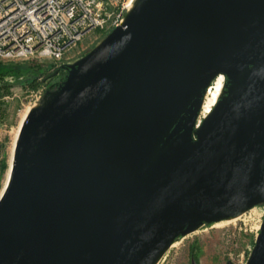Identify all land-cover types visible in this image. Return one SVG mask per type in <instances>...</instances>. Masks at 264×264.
Masks as SVG:
<instances>
[{
	"label": "water",
	"instance_id": "water-1",
	"mask_svg": "<svg viewBox=\"0 0 264 264\" xmlns=\"http://www.w3.org/2000/svg\"><path fill=\"white\" fill-rule=\"evenodd\" d=\"M71 73L18 130L0 264H153L264 206V0H137ZM246 264H264V215Z\"/></svg>",
	"mask_w": 264,
	"mask_h": 264
},
{
	"label": "rangeland",
	"instance_id": "rangeland-1",
	"mask_svg": "<svg viewBox=\"0 0 264 264\" xmlns=\"http://www.w3.org/2000/svg\"><path fill=\"white\" fill-rule=\"evenodd\" d=\"M110 31L112 30H93L87 33L57 62L50 60L41 61L38 59L0 60L1 65H6V68L10 69L2 80V83L9 85L6 88L2 87L0 89V161L4 160L6 163L5 170L0 171V192L5 184L9 169V157L14 134L24 109L26 107H34L37 101L49 99V95L57 91L56 87L50 85L53 82V77L49 78L45 83L40 82L37 87L39 89L37 91H40V93L36 95H32L34 93L30 94L29 91L22 89V86L17 81L23 79L26 74H32V71H28V65L40 64L47 66L51 63L50 69L52 70H59L61 67L63 71V74H61L63 84L67 77L69 79L73 77V73L69 74V71H72V67H77L91 51L105 40ZM42 69L43 67H40L38 71ZM220 78L223 79V84L218 87L216 83ZM226 80L225 75L222 77L218 75L206 88L204 92L205 96L201 100V106L198 111L197 124L211 112L220 99L226 96ZM5 95L10 97L8 102H4L1 99ZM252 209L257 215H262L261 222L255 223L245 220L246 225L244 226L241 219H247V214L244 216L245 213L243 212L239 219L230 223L217 224V221L203 224L192 232L187 233V235H179L175 238L178 241L177 245L169 249L158 264H189L190 261L193 264H227L229 261L231 264H246L256 238L254 229L258 223H262L264 215L263 205H257ZM191 252L195 254L196 261L191 257Z\"/></svg>",
	"mask_w": 264,
	"mask_h": 264
},
{
	"label": "built area",
	"instance_id": "built-area-1",
	"mask_svg": "<svg viewBox=\"0 0 264 264\" xmlns=\"http://www.w3.org/2000/svg\"><path fill=\"white\" fill-rule=\"evenodd\" d=\"M136 1L0 0V60L57 62L87 33L122 25ZM21 88L27 91V87ZM37 90L28 91L36 95L40 93ZM1 99L8 102L10 97L5 95ZM244 213L247 214V219H241L244 226L245 220L261 222L262 215L252 208ZM260 225L254 229L256 235Z\"/></svg>",
	"mask_w": 264,
	"mask_h": 264
},
{
	"label": "trees",
	"instance_id": "trees-1",
	"mask_svg": "<svg viewBox=\"0 0 264 264\" xmlns=\"http://www.w3.org/2000/svg\"><path fill=\"white\" fill-rule=\"evenodd\" d=\"M52 66L51 63H49L47 66H42V65H28V71H32V74H26L24 75L23 79H20L18 84H20L23 87H29L31 89H37L39 86L40 82H47L49 78L53 77V82L50 83V85H53L54 87L59 88V86L62 84V75L63 71L61 70V67L59 70H52L50 69ZM7 66L1 65L0 64V89L2 87L6 88L9 84L2 83L3 77L5 76L6 72L10 69L6 68ZM40 67H43L41 71H38ZM7 69V70H5ZM44 71V72H43ZM58 71V72H57ZM31 73V72H30ZM6 168V163L4 160L0 161V171H4ZM191 257L195 259L196 261V256L193 252H191Z\"/></svg>",
	"mask_w": 264,
	"mask_h": 264
},
{
	"label": "bare ground",
	"instance_id": "bare-ground-1",
	"mask_svg": "<svg viewBox=\"0 0 264 264\" xmlns=\"http://www.w3.org/2000/svg\"><path fill=\"white\" fill-rule=\"evenodd\" d=\"M220 77H222L223 76V74L222 73H219L218 74ZM217 75V76H218ZM216 76V77H217ZM215 77V78H216ZM214 78V79H215ZM221 84H223V79L222 78H220V79H218L217 80V83H216V85L218 86V87H220L221 86ZM205 96V93H204V95H203V97ZM39 98H41V97H39ZM41 100V99H40ZM47 103V101L45 100V99H43L42 101H37V104L34 106V107H32V108H30V107H26L25 109H24V111H23V113H22V115H21V118H20V121H19V124H18V126H17V130H16V132H15V134H14V138H13V142H12V147H11V151H10V157H9V166H10V164H11V159H12V154H13V148H14V144H15V140H16V137H17V134H18V130H19V128H20V125L22 124V122H23V120H24V118L26 117V115H27V113L30 111V110H32V109H34V108H37V107H41V106H44L45 104ZM8 174H9V169H8V172H7V175H6V180H5V184H6V181H7V178H8ZM5 184H4V186H5ZM3 186V187H4ZM3 189V188H2ZM2 191V190H1ZM1 193V192H0ZM243 212L244 211H240V212H238V213H236V214H234V215H232V216H230V217H228V218H225V219H223V220H220V221H218L217 222V224H226V223H230V222H233V221H235V220H237V219H239L240 217H241V215L243 214ZM187 235V234H186ZM177 243H178V241L177 240H173L159 255H158V257L155 259V261L153 262V264H158V262L161 260V258H164L163 257V255L169 250V249H171V248H173V247H175L176 245H177Z\"/></svg>",
	"mask_w": 264,
	"mask_h": 264
},
{
	"label": "flooded vegetation",
	"instance_id": "flooded-vegetation-1",
	"mask_svg": "<svg viewBox=\"0 0 264 264\" xmlns=\"http://www.w3.org/2000/svg\"><path fill=\"white\" fill-rule=\"evenodd\" d=\"M189 264H193L191 261H190V263Z\"/></svg>",
	"mask_w": 264,
	"mask_h": 264
},
{
	"label": "crops",
	"instance_id": "crops-1",
	"mask_svg": "<svg viewBox=\"0 0 264 264\" xmlns=\"http://www.w3.org/2000/svg\"><path fill=\"white\" fill-rule=\"evenodd\" d=\"M28 89H30V88H27V91H28ZM26 91V90H25Z\"/></svg>",
	"mask_w": 264,
	"mask_h": 264
}]
</instances>
